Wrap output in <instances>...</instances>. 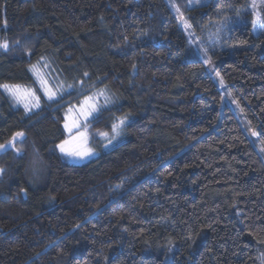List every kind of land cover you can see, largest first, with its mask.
Segmentation results:
<instances>
[{
  "label": "trees",
  "instance_id": "1",
  "mask_svg": "<svg viewBox=\"0 0 264 264\" xmlns=\"http://www.w3.org/2000/svg\"><path fill=\"white\" fill-rule=\"evenodd\" d=\"M187 1L172 0L196 36L231 18L210 59L262 151L264 33L247 0ZM0 42V85L39 98L25 114L0 88V144L24 133L0 154V264H264V163L163 0H0ZM101 90L113 104L88 123L126 117L123 138L66 163L64 114Z\"/></svg>",
  "mask_w": 264,
  "mask_h": 264
},
{
  "label": "rangeland",
  "instance_id": "2",
  "mask_svg": "<svg viewBox=\"0 0 264 264\" xmlns=\"http://www.w3.org/2000/svg\"><path fill=\"white\" fill-rule=\"evenodd\" d=\"M164 3L169 8L171 14L174 16V18L177 21V24L181 31L183 32L187 42L190 44V46L197 51L198 56L201 59V62L203 63L206 72L209 74L210 78L212 79L213 83L219 90L221 94V102L220 106H227L230 111L233 113V115L238 120L240 126L243 128L245 134L249 137L251 143L257 150L258 154L261 157V160L264 163V154L262 153L260 147L256 143V141L253 139L252 133L249 129L245 127L244 119L242 118L240 111L237 110L236 105L232 101L231 96L229 95L227 89L225 88V84L223 86L221 85V77L217 75V72L214 70V66L211 63L212 60L211 55L213 53H216V51L220 49H224L227 47V44L223 42L224 40H228V35L231 31V18H221V20L215 24H213L212 27H210L202 36H196L191 27L185 26V18L182 13V11L179 9V12L177 11V5H175L172 0H163ZM209 0H199V2H196V0H188V8L197 7L201 5H206V3ZM244 9L242 12L245 14V16H249V18H246L247 23H249L252 27V31L254 35L263 34L264 33V27H261L262 24H264V0H247ZM181 16L183 18H181ZM237 19H240L237 15L234 16ZM255 21V23H254ZM187 22V21H186ZM187 24H189L187 22ZM36 69L34 70L33 67L30 68V74L33 78V81L38 89V91L41 93L42 97L46 101H52L62 96L60 93V86L57 83L55 77L53 76L52 72L49 70L48 65H46L44 62H40L39 64L35 65ZM42 81H45L46 83H42ZM22 89L30 90L32 93L34 91L31 88L22 87ZM54 92L55 95L52 99H49L48 91ZM4 94L12 104L14 108H18L23 110L25 114H29L30 112H33L38 108V106H32L38 103V101L35 99L37 95L34 93V97H29L30 100V110L26 111L24 107V101H17L15 98L10 96L4 89ZM103 93L101 95L100 93ZM91 97H94L93 100L88 101L87 103L89 105L94 104L95 110L91 111V114L88 115L86 118L84 115H82V105L85 104V100L82 101V103L74 107L70 110H67L64 114V123H63V130L65 134V139L69 138V133L66 131L64 125L67 122L70 126L73 124V122H77L80 125V131L84 130V125H87L86 130V142L82 145L84 148L91 149L93 155H91L89 158H86L84 160L79 159H73L68 156H65L62 154L59 149L57 148V152L61 159L69 164L74 165H81L83 163H86L90 161L91 159H94L99 152L109 150L113 148L116 144L120 143L123 138V128L128 122V118H122L124 119V124L121 126L120 134L109 143V139H111L113 133L112 128L110 132H102V131H95L91 128L89 125V121L93 119L98 112L108 109L113 104V97L107 90H101L98 91V93L90 95ZM89 96V97H90ZM107 98V100L105 99ZM39 104V103H38ZM121 119L117 120L114 124H118ZM77 131L76 128H73V134ZM101 133H108V136L105 137L101 135ZM80 141L76 140L73 142L72 146H79Z\"/></svg>",
  "mask_w": 264,
  "mask_h": 264
},
{
  "label": "snow or ice",
  "instance_id": "3",
  "mask_svg": "<svg viewBox=\"0 0 264 264\" xmlns=\"http://www.w3.org/2000/svg\"><path fill=\"white\" fill-rule=\"evenodd\" d=\"M196 2H199V0H196ZM177 11L179 12V8H177ZM181 18H183L181 16ZM255 23V21H254ZM185 26L190 27L189 24L185 21ZM261 27H264V24L261 25ZM0 49H3L5 51L8 50V44L6 42H0ZM33 69H36V66H33ZM87 75V73H85ZM219 76V73H217ZM42 83H46L45 81H42ZM221 85L223 86L224 81L221 79L220 81ZM0 88H3L10 96L15 98L18 102L19 101H24V107L25 110L28 111L30 110V100L29 97H34V93H32L30 90H25L22 89L20 85H9V84H3L0 85ZM48 96L49 99H52L55 95L54 92H51L50 90L48 91ZM103 95V93H100ZM35 99L38 101L39 98L35 97ZM94 97H86L85 104L82 105V115L85 116V118L91 114V111L95 110V105L91 104L89 105L87 102L93 100ZM107 100V98H105ZM32 106H38V103ZM124 124V119H121L118 124H113L112 126V137L109 139V143L113 139H115L121 131V126ZM66 131L69 133V138L58 144L56 147L59 149V151L64 154L65 156H68L73 159H79V160H84L86 158H89L91 155H93L91 149L84 148L82 145L86 142V130H87V125H84V130L80 131V125L77 122H73V124L70 126L67 122L64 125ZM73 128H76L77 131L75 134H73ZM252 133L253 136L257 135V132L253 129H249ZM101 135L107 137L108 133H101ZM24 133L23 132H17L6 144H0V151H6L7 149L13 148L19 153L21 149L16 148V140L18 137H23ZM79 140L80 145L79 146H72L73 142ZM264 151V149H262ZM3 172V169H0V173ZM21 191H24L21 189ZM79 227V225H77ZM264 242V241H261Z\"/></svg>",
  "mask_w": 264,
  "mask_h": 264
},
{
  "label": "water",
  "instance_id": "4",
  "mask_svg": "<svg viewBox=\"0 0 264 264\" xmlns=\"http://www.w3.org/2000/svg\"><path fill=\"white\" fill-rule=\"evenodd\" d=\"M7 150H8V149H7ZM7 150H6V151H7ZM6 151H0V154H3V153L6 152Z\"/></svg>",
  "mask_w": 264,
  "mask_h": 264
}]
</instances>
